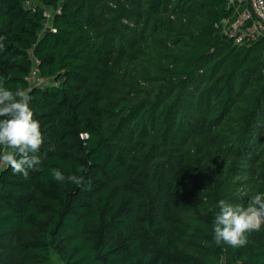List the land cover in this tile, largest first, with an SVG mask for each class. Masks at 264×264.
Returning <instances> with one entry per match:
<instances>
[{
    "label": "trees",
    "instance_id": "obj_1",
    "mask_svg": "<svg viewBox=\"0 0 264 264\" xmlns=\"http://www.w3.org/2000/svg\"><path fill=\"white\" fill-rule=\"evenodd\" d=\"M234 16L0 0V80L28 91L44 138L27 177L0 166V264H264V226L240 248L213 235L221 199L264 193V36L237 42Z\"/></svg>",
    "mask_w": 264,
    "mask_h": 264
},
{
    "label": "clouds",
    "instance_id": "obj_2",
    "mask_svg": "<svg viewBox=\"0 0 264 264\" xmlns=\"http://www.w3.org/2000/svg\"><path fill=\"white\" fill-rule=\"evenodd\" d=\"M3 49L4 45L0 43V51ZM30 101L28 91L19 86L10 90L0 80V166L10 167L13 173L24 177L40 163L38 153L44 143ZM51 175L58 182L67 180L77 186L84 182L83 176L65 177L57 168L51 169ZM218 209L213 221L216 244L243 247L248 243V235L264 226V193L254 194L247 205H234L221 199Z\"/></svg>",
    "mask_w": 264,
    "mask_h": 264
},
{
    "label": "built area",
    "instance_id": "obj_3",
    "mask_svg": "<svg viewBox=\"0 0 264 264\" xmlns=\"http://www.w3.org/2000/svg\"><path fill=\"white\" fill-rule=\"evenodd\" d=\"M228 5L235 8L233 20L224 21L225 31L230 36L236 37L237 42L264 36V0H228ZM37 73V70L33 72L31 81L38 79Z\"/></svg>",
    "mask_w": 264,
    "mask_h": 264
},
{
    "label": "rangeland",
    "instance_id": "obj_4",
    "mask_svg": "<svg viewBox=\"0 0 264 264\" xmlns=\"http://www.w3.org/2000/svg\"><path fill=\"white\" fill-rule=\"evenodd\" d=\"M49 13H50V14L53 13V10L50 9V10H49ZM228 21H230V19H229ZM54 257H55V260L57 261L58 264H62V262H61V260L59 259L58 255L55 254Z\"/></svg>",
    "mask_w": 264,
    "mask_h": 264
},
{
    "label": "crops",
    "instance_id": "obj_5",
    "mask_svg": "<svg viewBox=\"0 0 264 264\" xmlns=\"http://www.w3.org/2000/svg\"><path fill=\"white\" fill-rule=\"evenodd\" d=\"M231 21V20H230Z\"/></svg>",
    "mask_w": 264,
    "mask_h": 264
}]
</instances>
